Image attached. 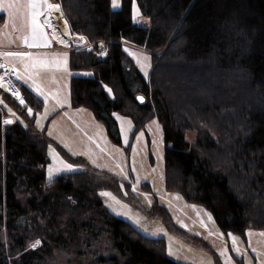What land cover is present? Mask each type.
I'll use <instances>...</instances> for the list:
<instances>
[{
    "label": "trees",
    "instance_id": "1",
    "mask_svg": "<svg viewBox=\"0 0 264 264\" xmlns=\"http://www.w3.org/2000/svg\"><path fill=\"white\" fill-rule=\"evenodd\" d=\"M56 1L72 30L102 40L107 50L68 49L72 69L92 72L71 76L73 104L92 108L116 142L115 112L130 116L135 131L158 117L166 187L207 206L223 230L264 228V0H137L148 23L133 19V0L119 8L111 0ZM4 18L0 9V23ZM126 43L150 52L148 77ZM20 83L23 103L0 87V264H56V250L89 255V264H186L166 253L164 237L144 234L105 205L99 192L122 195V179L37 126L44 99ZM186 130L196 132L194 141ZM53 142L81 168L47 180ZM124 183L123 196L137 202ZM146 211L211 249L177 226L165 205ZM108 246L115 252L106 253Z\"/></svg>",
    "mask_w": 264,
    "mask_h": 264
},
{
    "label": "rangeland",
    "instance_id": "2",
    "mask_svg": "<svg viewBox=\"0 0 264 264\" xmlns=\"http://www.w3.org/2000/svg\"><path fill=\"white\" fill-rule=\"evenodd\" d=\"M37 2L39 6L33 10L24 6L27 0H0V9L5 11V18L0 23V47L15 48L0 53L13 62L19 78L44 99V106L36 116L37 126L46 127L49 135L69 153L83 155L92 164L122 179V195L110 189L99 192L105 205L115 214L129 220L144 234L164 237L166 253L177 261L186 264H264V228L247 227L244 233L223 230L207 206L166 187L164 130L158 117L149 119L135 131V124L130 116L115 112L121 138L120 142H116L92 108L73 104L71 76L89 75L92 72L72 69L68 50L55 48L59 46L55 45L52 37L67 49L91 51L93 48L88 49L86 45L98 44L100 56L106 55V47L102 40L96 43L85 34L72 30L60 2L48 0V3L60 6L59 21L44 0ZM111 5L113 7V0ZM121 5L122 0H118V6L113 8ZM33 11L41 13L37 16V21L42 29L37 28L35 34L31 24ZM132 16L139 23L149 22L137 0H133ZM64 22L68 30L64 29ZM125 49L141 72L148 77L151 70L150 52L129 43L125 44ZM8 114L4 117L5 122L15 118L12 111ZM185 136L188 141H194L196 132L186 130ZM48 153L50 162L46 167L47 180L61 172L81 168L65 158L54 142L49 145ZM124 179L130 182V187L138 198L137 202H131L123 196L128 193ZM157 203L166 206L177 226L200 236L218 257L210 248L198 246L171 230L160 215L147 213L146 210ZM1 238L6 239L4 232ZM105 252L115 251L108 246ZM89 259V255L63 250H56L52 257L56 264H89Z\"/></svg>",
    "mask_w": 264,
    "mask_h": 264
},
{
    "label": "built area",
    "instance_id": "3",
    "mask_svg": "<svg viewBox=\"0 0 264 264\" xmlns=\"http://www.w3.org/2000/svg\"><path fill=\"white\" fill-rule=\"evenodd\" d=\"M59 31L61 29L58 27ZM62 33V32H61ZM88 49L93 48L91 43L86 45ZM14 47H0V51L5 50H14ZM0 65L4 67H0V83L6 88L8 92H10L15 98L19 100H23L25 98V91L20 83L17 74L16 68L10 60H8L3 54L0 53ZM11 119V118H10Z\"/></svg>",
    "mask_w": 264,
    "mask_h": 264
},
{
    "label": "snow or ice",
    "instance_id": "4",
    "mask_svg": "<svg viewBox=\"0 0 264 264\" xmlns=\"http://www.w3.org/2000/svg\"><path fill=\"white\" fill-rule=\"evenodd\" d=\"M44 3L47 5L48 8L50 9H56V10H59L60 9V6L58 4H50L48 3V0H44ZM26 8H29V9H33L35 10L39 5H38V2L37 0H27V3L24 5ZM118 6V0H113V7H117ZM41 13L39 12H36V11H33L31 13V24H32V31H33V34H35L36 32V29L37 28H41L42 29V25H40L37 21V16L40 15ZM26 42V40H25ZM0 67H4L3 65H0ZM3 85H0V87H2ZM21 103H23V100H21ZM30 111V110H29ZM8 123H10L11 121H7ZM68 167H71V165H69ZM102 195H111L110 193H102ZM114 199V197H113ZM37 244L39 243V241L36 242Z\"/></svg>",
    "mask_w": 264,
    "mask_h": 264
},
{
    "label": "bare ground",
    "instance_id": "5",
    "mask_svg": "<svg viewBox=\"0 0 264 264\" xmlns=\"http://www.w3.org/2000/svg\"><path fill=\"white\" fill-rule=\"evenodd\" d=\"M51 13L54 14V17L56 18V20L59 21L58 19H59V17H61V12H59V10H56V9L53 8V9H51ZM63 25H64V29H65V30H68L67 25H66L65 22H64ZM54 33H55V32H54ZM55 35L58 36L59 39H61V37H60L59 34H56V33H55Z\"/></svg>",
    "mask_w": 264,
    "mask_h": 264
},
{
    "label": "crops",
    "instance_id": "6",
    "mask_svg": "<svg viewBox=\"0 0 264 264\" xmlns=\"http://www.w3.org/2000/svg\"><path fill=\"white\" fill-rule=\"evenodd\" d=\"M52 39H53V41H54V43H55V45H58L59 47H55V48H60V49H66V50H68L67 48H65V47H63V46H60L58 43H57V40L54 38V37H52ZM17 77H18V79L21 81V82H23V83H25L23 80H21L20 78H19V76H18V74H17Z\"/></svg>",
    "mask_w": 264,
    "mask_h": 264
},
{
    "label": "water",
    "instance_id": "7",
    "mask_svg": "<svg viewBox=\"0 0 264 264\" xmlns=\"http://www.w3.org/2000/svg\"><path fill=\"white\" fill-rule=\"evenodd\" d=\"M137 97H138V99L141 100V101L145 99V97L142 96V95H138Z\"/></svg>",
    "mask_w": 264,
    "mask_h": 264
}]
</instances>
